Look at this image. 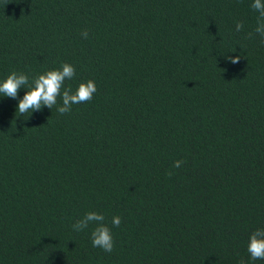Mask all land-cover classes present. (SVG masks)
<instances>
[{"label": "trees", "instance_id": "trees-1", "mask_svg": "<svg viewBox=\"0 0 264 264\" xmlns=\"http://www.w3.org/2000/svg\"><path fill=\"white\" fill-rule=\"evenodd\" d=\"M252 3L0 0V82L68 63L65 87L97 86L63 115L59 98L21 115L27 88L0 94V264H264L247 251L264 229ZM88 212L104 215L111 253L92 246L96 223L73 230Z\"/></svg>", "mask_w": 264, "mask_h": 264}, {"label": "clouds", "instance_id": "clouds-1", "mask_svg": "<svg viewBox=\"0 0 264 264\" xmlns=\"http://www.w3.org/2000/svg\"><path fill=\"white\" fill-rule=\"evenodd\" d=\"M251 7L259 13L257 27L254 29V32L264 37V0H253ZM243 28V23L237 22L236 31L240 32ZM81 35L85 39L88 38L86 30ZM247 35L250 39L254 37L252 32H249ZM227 59L231 63L236 64L239 62L240 57H227ZM75 72L74 66L64 63L60 69L49 70L38 75L30 85L27 74L13 71L3 82H0V94L17 99L19 90L27 88L23 98L18 103L17 111L21 115L41 111L45 106L52 109L53 106L57 105L58 98L62 100V106L57 108L58 113L61 115L70 113L74 104L91 101L97 91L94 80L80 83L75 92L72 91L71 87H65V81L71 80L75 76ZM183 163L184 161L177 160L174 162L173 168H179ZM168 175L171 176L172 172L170 171ZM104 220L103 214L88 212L82 219L74 223L72 228L74 231L80 232L86 229L90 223H96L97 226L91 233L92 246L111 253L114 248V239L111 229L103 223ZM112 225L119 227L121 225V217L114 216L112 218ZM247 251L250 254L251 260H264V229H258L251 234ZM240 264H246V262L241 260Z\"/></svg>", "mask_w": 264, "mask_h": 264}]
</instances>
